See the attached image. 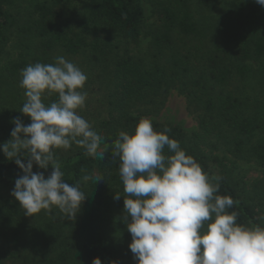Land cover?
Instances as JSON below:
<instances>
[{
	"label": "trees",
	"instance_id": "1",
	"mask_svg": "<svg viewBox=\"0 0 264 264\" xmlns=\"http://www.w3.org/2000/svg\"><path fill=\"white\" fill-rule=\"evenodd\" d=\"M20 1L24 6L13 14L12 0H0V144L11 138L13 119L31 123L20 112L26 100L21 71L64 56L87 76L79 114L105 143L121 130L134 132L141 118L158 132L170 129L169 137L205 172L222 178L218 194L237 202L228 209L238 213L237 223L264 227V179L251 195L233 175L238 161L264 172V6L255 0H151L155 19L147 24L141 0ZM13 35L17 55L4 59ZM172 90L184 96L196 130L155 120ZM56 159L70 184L82 169L103 177L82 183L87 195L74 220L56 208L24 215L11 196L23 172L0 150V264H92L95 257L102 264H136L123 221L119 158L110 151L92 158L73 144L56 150ZM52 170L33 166L45 178ZM115 194L122 196L116 200Z\"/></svg>",
	"mask_w": 264,
	"mask_h": 264
},
{
	"label": "clouds",
	"instance_id": "2",
	"mask_svg": "<svg viewBox=\"0 0 264 264\" xmlns=\"http://www.w3.org/2000/svg\"><path fill=\"white\" fill-rule=\"evenodd\" d=\"M255 2L264 6V0ZM21 77L26 100L20 112L31 123L13 119L11 138L0 150L23 172L11 196L24 215L42 210L51 214L56 208L64 219L74 220L87 195L82 183L96 184L103 177L95 169H82L79 181L66 182L56 150L75 144L98 159L110 151L120 161L123 221L136 264H264V227L237 223L238 213L228 211L237 202L218 194L222 178L205 172L169 137L170 129L158 132L150 119L141 118L134 132L121 130L111 144L105 143L79 114L87 99V76L77 65L57 56L54 63L26 66ZM52 96L56 99L45 104ZM34 164L45 171L51 165L53 170L45 178L43 172H33ZM121 196L115 194L114 199ZM92 264L102 261L95 257Z\"/></svg>",
	"mask_w": 264,
	"mask_h": 264
},
{
	"label": "rangeland",
	"instance_id": "3",
	"mask_svg": "<svg viewBox=\"0 0 264 264\" xmlns=\"http://www.w3.org/2000/svg\"><path fill=\"white\" fill-rule=\"evenodd\" d=\"M77 1V0H75ZM234 1V0H232ZM237 2L244 4L249 0H236ZM231 2L230 0H222L221 4ZM141 3L144 8V14L146 23L149 24L155 19L153 14L154 5L151 0H141ZM24 3L20 0H12L10 4V9L14 12L13 14L20 13ZM14 35L11 40L3 47V58L16 57L17 49L15 48ZM157 121H168L173 124H176L183 129L191 132L196 130L197 122L191 115V113L186 108V100L183 95L179 94L176 90H172L165 102V106L158 116L155 117ZM233 175L238 181L240 186L244 189L245 192L253 195L256 194L253 192L254 185L258 184L259 180L264 179V172L262 169H259L252 162L238 161L236 167L234 168ZM259 185V184H258ZM260 186V185H259ZM259 203L263 209L261 215L264 216V197L259 193ZM259 204V205H260Z\"/></svg>",
	"mask_w": 264,
	"mask_h": 264
}]
</instances>
